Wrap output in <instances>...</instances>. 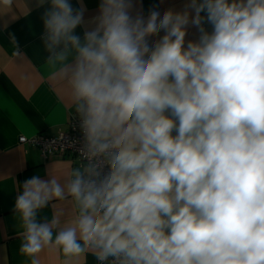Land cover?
Segmentation results:
<instances>
[{
  "label": "clouds",
  "instance_id": "1",
  "mask_svg": "<svg viewBox=\"0 0 264 264\" xmlns=\"http://www.w3.org/2000/svg\"><path fill=\"white\" fill-rule=\"evenodd\" d=\"M77 2L31 0L83 163L20 185V254L264 264V0H184L147 15L137 0H99L87 18ZM53 201L70 203V222L63 210L38 219Z\"/></svg>",
  "mask_w": 264,
  "mask_h": 264
},
{
  "label": "crops",
  "instance_id": "2",
  "mask_svg": "<svg viewBox=\"0 0 264 264\" xmlns=\"http://www.w3.org/2000/svg\"><path fill=\"white\" fill-rule=\"evenodd\" d=\"M79 7L77 0H71ZM86 18L95 15L99 0H83ZM184 0H137L145 15L154 5L163 12L168 7L182 8ZM47 7V5L45 6ZM31 9V0H12L10 7L0 4V264H30L19 252L23 227L14 213L15 199L20 185L33 175L46 177L47 169L58 178L65 177L82 164L73 155L44 160L36 148L19 145L20 137L44 134L57 137L66 132L75 113L68 90L53 75L46 64L40 19L44 9ZM11 21L8 27L5 23ZM82 35L83 29L78 28ZM193 33L195 29L191 30ZM14 35L17 44L10 38ZM68 202L53 201L38 214V219L51 218L64 211L63 219H72ZM42 264H62L59 253L40 254ZM78 264H98L91 253Z\"/></svg>",
  "mask_w": 264,
  "mask_h": 264
},
{
  "label": "built area",
  "instance_id": "3",
  "mask_svg": "<svg viewBox=\"0 0 264 264\" xmlns=\"http://www.w3.org/2000/svg\"><path fill=\"white\" fill-rule=\"evenodd\" d=\"M76 123V113H74L68 125V130L59 133L57 137H50L44 134H37L30 138L20 137L18 139V144L36 148L44 160L70 154L75 156L82 164L83 161L74 145V140H77L80 136L78 127H75Z\"/></svg>",
  "mask_w": 264,
  "mask_h": 264
}]
</instances>
